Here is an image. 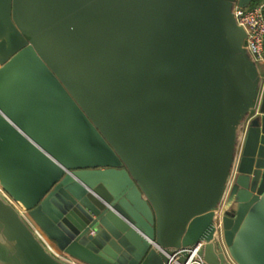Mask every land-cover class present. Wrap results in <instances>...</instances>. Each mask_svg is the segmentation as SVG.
Segmentation results:
<instances>
[{
    "label": "water",
    "instance_id": "obj_1",
    "mask_svg": "<svg viewBox=\"0 0 264 264\" xmlns=\"http://www.w3.org/2000/svg\"><path fill=\"white\" fill-rule=\"evenodd\" d=\"M252 2L0 0V264H264Z\"/></svg>",
    "mask_w": 264,
    "mask_h": 264
},
{
    "label": "built area",
    "instance_id": "obj_2",
    "mask_svg": "<svg viewBox=\"0 0 264 264\" xmlns=\"http://www.w3.org/2000/svg\"><path fill=\"white\" fill-rule=\"evenodd\" d=\"M233 15H234V19L237 25L240 26L244 30L245 48L247 52L249 53L250 57L253 59V61L257 65V68H258V71L261 77V86H260L259 96L257 100V105L255 107L253 114L247 119L244 125L243 134L241 138L243 139L244 130L248 122L255 115L258 114L259 105H260L262 95L264 92V2L258 3L254 6H248L247 8H240L238 6H235ZM3 196L12 205L15 206V208L19 211V213L22 215V217L26 221V223L30 226V228L36 234V236L40 238V240L44 243L46 248L53 255H55L58 259H60L61 261L67 264H84L61 253L53 245V243L50 242L46 238V236L41 232V230L33 223V221L29 218L26 212L21 211L7 195L3 194ZM224 204H225V199L223 200L222 205L218 211L219 218H221L224 213L223 211Z\"/></svg>",
    "mask_w": 264,
    "mask_h": 264
},
{
    "label": "trees",
    "instance_id": "obj_3",
    "mask_svg": "<svg viewBox=\"0 0 264 264\" xmlns=\"http://www.w3.org/2000/svg\"><path fill=\"white\" fill-rule=\"evenodd\" d=\"M258 1H259V0H254V1L252 2V3H253V6L256 5V4H258Z\"/></svg>",
    "mask_w": 264,
    "mask_h": 264
},
{
    "label": "crops",
    "instance_id": "obj_4",
    "mask_svg": "<svg viewBox=\"0 0 264 264\" xmlns=\"http://www.w3.org/2000/svg\"><path fill=\"white\" fill-rule=\"evenodd\" d=\"M253 1H254V0H253ZM262 2H264V0H259V1H258V3H262ZM250 6H253V3H251Z\"/></svg>",
    "mask_w": 264,
    "mask_h": 264
}]
</instances>
